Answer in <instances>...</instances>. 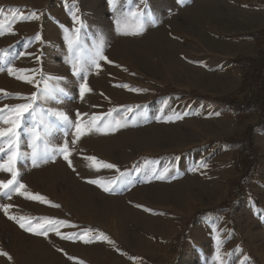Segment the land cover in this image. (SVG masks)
Instances as JSON below:
<instances>
[{"label": "rangeland", "instance_id": "rangeland-1", "mask_svg": "<svg viewBox=\"0 0 264 264\" xmlns=\"http://www.w3.org/2000/svg\"><path fill=\"white\" fill-rule=\"evenodd\" d=\"M135 10L143 15L131 16ZM74 29L80 77L71 74L67 47ZM98 46L111 61L98 60L100 69L92 63ZM263 62L264 0H0V90L7 93H0V108L26 102L18 95L38 96L21 121L18 183L0 189V251L12 257L0 256V264H217V253L223 264H264ZM9 67L18 71L9 75ZM33 74L38 87L17 78ZM85 82L91 91L81 99ZM170 90L184 94L159 97ZM231 99L252 111L220 102ZM78 112L85 129L93 116L102 117L99 127L115 120L123 127L86 129L73 144ZM33 125L42 137L35 165ZM65 141L71 168L59 151ZM249 155L255 177L234 190ZM165 168L163 179H149L152 169ZM8 179L0 171V180ZM93 179L117 183L105 192L87 182ZM19 184L59 207L18 195ZM230 201H238L231 212L200 215ZM5 205L26 226L45 217L66 225H45L47 238L34 235L5 215ZM57 229L87 231L92 240H64Z\"/></svg>", "mask_w": 264, "mask_h": 264}, {"label": "snow or ice", "instance_id": "snow-or-ice-1", "mask_svg": "<svg viewBox=\"0 0 264 264\" xmlns=\"http://www.w3.org/2000/svg\"><path fill=\"white\" fill-rule=\"evenodd\" d=\"M177 2L181 3L182 0H177ZM108 3L111 5L113 3V0H108ZM141 3L143 4L144 0H141ZM130 15L133 17H137V16H142L143 13L139 10H135V11H132L130 13ZM33 16L35 17V13H33ZM23 18L26 19L27 17H23ZM75 22H77V19L74 17V23ZM79 31H80V29H74L73 30L74 34L72 36H70L68 38V41H67V47H68V51L70 53V66H71L70 70H71V74L75 77H80L82 71L84 70L82 60L76 54V50L79 47ZM40 39H41V37L39 35H37L36 40H40ZM95 57L96 58L93 59L92 63L96 69L101 68V65L98 62V60H102L104 62L111 63V61H108L107 57L103 55L102 49L99 46L96 48ZM7 71L9 73V75H12L18 70L14 69L12 67H9L7 69ZM19 71H24V70H19ZM17 78L18 79H24L25 82H27L29 84H33L36 87L39 86L38 83L35 81V75L34 74L31 76V78H29L27 76L17 77ZM85 80H86V77H85ZM124 87H128V86L124 85ZM89 91H91V90L88 88L86 82L80 84L79 94H80L81 99H83L85 93L89 92ZM135 91L139 92L141 90L135 89ZM47 92H48V89H47V87H45L42 90V94L46 95ZM0 93L7 95V93L4 92V90H0ZM15 98L19 99V100L26 101V102L20 103V104L16 105L14 108H10L7 105H5L3 108H0V114L4 113L5 111H10L12 113V115L0 118V123L5 125V127H0V140L7 138V141H8L6 148L4 146L0 145V154L5 153L6 151L8 152L7 160L4 161L3 163H0V171H4V172L11 174V179H8L6 181L0 180V189H8L10 186H13V185L18 183V181L16 179L17 178V172L14 170L13 165H14L15 161L20 156V152H19V140H20L19 130L21 129V121L25 118L26 114H30L34 111V106L38 100V96L36 93H33L30 96H19L18 95ZM126 111H127V113H131V112H133V109L128 108ZM54 115L59 120H61L63 122L69 121V117L63 112H57V113H54ZM81 115H82L81 113H79V112L77 113V120L75 122V139H73V141H72L73 144L76 143V141L81 137V135L85 134L86 129H87V131H91L93 128H95L96 131L104 132V134H107L110 131H114L120 127H123V123L121 120H115L113 122L104 123L103 127H99L98 124L102 120V117L93 116L91 121L88 123V125L86 126V129H85V126H82V124H81V119H80ZM109 115H111V114H109ZM179 118H181V117H177V119H179ZM124 119H126V117ZM171 120H172V118L169 117V122H171ZM28 135L30 137L28 146L32 149L30 155L32 158L33 165H35L37 163L38 157L40 155L39 150H38V142L42 139V137L39 134V129L36 125H33V127L31 129H29ZM59 151L63 154V158L65 161H67L68 166L70 168L73 167L72 162L69 159V157L71 155V151L69 149L67 141H65L63 146L59 148ZM85 159L92 161L93 164L97 163L96 157L87 156V157H85ZM102 167L105 169H116L117 172L120 171L117 168V166L115 164H112V163H102ZM97 170H99V169H97ZM169 171H170V169L165 168L163 170V172L158 173L155 169H152L151 175L149 176V179H151V177H156L157 179H163ZM124 175H125L124 173L120 174L121 177H123ZM87 182L90 184H96V185L102 187L105 192H109L111 190V187L117 183V180H112L110 182H107L109 184V186H105L104 182H101V181L95 180V179L88 180ZM25 188H26V186L24 184H19L18 188L16 189L17 194L21 195V196H25V198H27V199L39 201L40 203H46V204H49L50 206L59 207V205H51L50 201H47L45 197H43L39 194H32V193H28V192L24 191ZM9 198H11V197H9ZM11 207H12V205H5L3 207V211H4L5 215H8L9 209ZM137 207H139V205H137ZM8 218L15 220L19 224V227L21 229H23L24 231L30 232L34 235L44 236L45 238H47L48 232L50 231V228L45 227V225H56V226L66 225L65 221L51 220V219H48L45 217L44 223H37L35 225V227H33V225L31 224L30 221L28 222V224L26 226V224L23 222L26 219L24 217L17 218V217L8 215ZM56 235L60 236V238L64 239V240L75 241L77 239H80L85 244L90 243L92 240V238L89 237V233L87 231L80 233L78 235H65V234H62L57 229ZM98 239L106 240L107 237H103L101 235L100 237H98ZM57 251H63V250L57 249ZM0 256H4V257H7L8 260H12V257L7 252L0 251ZM69 259H72V257H69ZM216 260H217V264H223L219 253H217V255H216Z\"/></svg>", "mask_w": 264, "mask_h": 264}, {"label": "trees", "instance_id": "trees-1", "mask_svg": "<svg viewBox=\"0 0 264 264\" xmlns=\"http://www.w3.org/2000/svg\"><path fill=\"white\" fill-rule=\"evenodd\" d=\"M263 65H264V62H263ZM261 68H263V67H261ZM262 89H264V83H263ZM158 94L160 97V96H166V95H171V94L183 95L184 93L180 92L178 90H170V91H166L164 93L160 92ZM198 98L199 99H205L202 97H198ZM261 98L264 99V90H262V92H261ZM220 102L223 103L228 109L239 108V106H240L242 109V112H243V108H244V110L247 109L248 112L252 111V109L250 107L251 104H249V103H246V105L243 106L241 103H238L237 101L232 100V99L231 100H220ZM237 143L241 144L240 142H233V141L228 142V144L230 146H235ZM242 164H243L242 165L243 177L240 180L234 182V184H233L234 190L238 189V191H240L241 186L249 185L250 181L252 179H254L255 171H256V157L253 155L245 156V157H243V163ZM237 202L238 201L225 202L220 207H218L217 209L202 212V213H200V215L201 216H211V215H215V214L220 213V212H227V211L231 212ZM253 264H259V262L257 260H254Z\"/></svg>", "mask_w": 264, "mask_h": 264}, {"label": "built area", "instance_id": "built-area-1", "mask_svg": "<svg viewBox=\"0 0 264 264\" xmlns=\"http://www.w3.org/2000/svg\"><path fill=\"white\" fill-rule=\"evenodd\" d=\"M262 76L264 77V67H263V69H262Z\"/></svg>", "mask_w": 264, "mask_h": 264}]
</instances>
